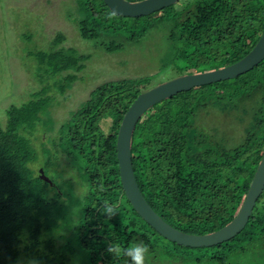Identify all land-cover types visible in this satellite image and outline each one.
<instances>
[{
	"label": "trees",
	"instance_id": "1",
	"mask_svg": "<svg viewBox=\"0 0 264 264\" xmlns=\"http://www.w3.org/2000/svg\"><path fill=\"white\" fill-rule=\"evenodd\" d=\"M106 5L63 0L61 12L76 24L85 47L65 46L67 36L59 31L48 49L29 52L41 63L39 87L10 105L5 123L0 120V264H130L129 257L108 252L113 242L147 245L146 264H264V190L243 230L202 247L167 239L127 198L118 131L135 98L159 84L158 75L123 67L92 86L59 126L51 114L59 102L51 89L69 99L66 90L85 73L91 46L113 63H143L132 55L161 31L173 60L207 66L196 72L237 62L264 32V0H197L140 17ZM185 50L186 58L180 56ZM98 93H104L100 99ZM41 124L50 135L36 169L40 154L31 135ZM237 126L239 135L232 130ZM134 131L135 176L154 210L192 234L224 227L241 209L264 156V60L237 77L167 97L141 116ZM60 156L78 180L61 168ZM105 202L118 211L111 218Z\"/></svg>",
	"mask_w": 264,
	"mask_h": 264
},
{
	"label": "rangeland",
	"instance_id": "2",
	"mask_svg": "<svg viewBox=\"0 0 264 264\" xmlns=\"http://www.w3.org/2000/svg\"><path fill=\"white\" fill-rule=\"evenodd\" d=\"M193 1L197 0H179L173 5H188ZM62 4L63 0H0V120L3 123L7 121V109L10 105L28 100L30 94L39 87L37 78L40 74L38 70L41 63H37L36 54L30 56L29 52L48 49L50 41L59 31H63L67 36L63 43L65 46L75 45L84 48L86 45L76 24L63 16ZM64 9L66 8L64 7ZM141 46V48H136L139 54H133L132 58L133 61H145L143 63H120L122 66L119 63H113L112 57L106 53L100 51L101 56H99L98 51L92 49V46L88 48V52L92 53L87 61L88 66L85 73L84 71L79 73L80 80L66 90L69 99L66 100L55 86L51 89L59 100L58 105L51 108V114L57 126L68 116L69 111L89 94L92 86L97 85L110 75L117 74L116 70L122 71L123 67L134 69L136 75L139 76L151 74L155 78L158 75L157 82L159 83L190 72L197 73V70L200 71L199 68L207 67L203 65L197 67L193 64L190 66L186 65L190 62L173 60L171 54L167 55L166 38L163 37L161 31L152 33L148 39L142 42ZM180 48L182 47L180 46ZM187 55L189 53L186 50L180 54L185 58ZM165 57L167 58L165 59ZM103 94L98 93V98L100 99ZM241 129V126H237L232 130H235L239 135ZM34 132L31 138L40 154L36 166L38 169L45 158L41 143L47 141L50 130L41 124ZM238 135L235 137L238 138ZM59 161H62L60 162L61 168L74 175L78 180L75 175L76 171L64 162L62 156Z\"/></svg>",
	"mask_w": 264,
	"mask_h": 264
},
{
	"label": "water",
	"instance_id": "3",
	"mask_svg": "<svg viewBox=\"0 0 264 264\" xmlns=\"http://www.w3.org/2000/svg\"><path fill=\"white\" fill-rule=\"evenodd\" d=\"M109 9L122 16L140 17L160 11L179 0H104ZM264 60V32L254 48L242 59L225 67L189 73L141 92L126 111L117 139V158L123 190L136 209L154 229L167 239L185 246H212L227 241L244 229L264 190V156L255 172L247 196L234 219L224 227L206 234H192L177 229L160 216L143 195L132 161V138L141 116L153 105L178 92L244 74Z\"/></svg>",
	"mask_w": 264,
	"mask_h": 264
},
{
	"label": "clouds",
	"instance_id": "4",
	"mask_svg": "<svg viewBox=\"0 0 264 264\" xmlns=\"http://www.w3.org/2000/svg\"><path fill=\"white\" fill-rule=\"evenodd\" d=\"M103 212L111 218L118 211L115 205L105 202L103 204ZM108 252L116 258L120 256L129 257L130 264H146L147 258L150 256L149 247L142 242L127 248L122 247L119 243L113 242L108 246Z\"/></svg>",
	"mask_w": 264,
	"mask_h": 264
}]
</instances>
